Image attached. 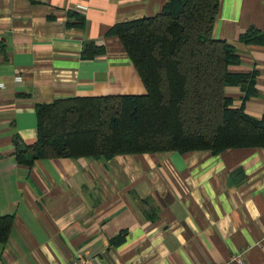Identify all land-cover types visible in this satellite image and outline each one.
<instances>
[{"label":"crops","instance_id":"0c3cea01","mask_svg":"<svg viewBox=\"0 0 264 264\" xmlns=\"http://www.w3.org/2000/svg\"><path fill=\"white\" fill-rule=\"evenodd\" d=\"M164 1L0 0V264H264V146L15 157L13 140L36 136L35 104L144 92L107 30ZM250 26L264 32V0H218L211 35L238 54L230 70L256 71L243 110L257 118L264 44L238 39ZM84 40L102 51L80 57ZM224 92L240 103V87Z\"/></svg>","mask_w":264,"mask_h":264},{"label":"trees","instance_id":"16d2710c","mask_svg":"<svg viewBox=\"0 0 264 264\" xmlns=\"http://www.w3.org/2000/svg\"><path fill=\"white\" fill-rule=\"evenodd\" d=\"M218 0H165L152 15L112 24L143 86V93L75 95L35 104L36 136L30 143L14 139L18 161L35 158L116 153L264 146V114L243 110L253 92L254 69L232 71L239 62L233 46L211 35ZM69 26H80L74 12ZM238 39L264 44V32L246 28ZM101 45L84 40L80 57L90 58ZM227 85L240 87L232 104ZM1 222V221H0ZM8 219L2 221L0 238Z\"/></svg>","mask_w":264,"mask_h":264},{"label":"built area","instance_id":"2783aa9c","mask_svg":"<svg viewBox=\"0 0 264 264\" xmlns=\"http://www.w3.org/2000/svg\"><path fill=\"white\" fill-rule=\"evenodd\" d=\"M234 258L237 259L238 256L236 255V256H234ZM70 264H83V263H82V261H81L80 259H78V258H73V259H71Z\"/></svg>","mask_w":264,"mask_h":264},{"label":"water","instance_id":"95a60500","mask_svg":"<svg viewBox=\"0 0 264 264\" xmlns=\"http://www.w3.org/2000/svg\"><path fill=\"white\" fill-rule=\"evenodd\" d=\"M108 94H114V95H117V94H121L120 92H112V93H108Z\"/></svg>","mask_w":264,"mask_h":264}]
</instances>
